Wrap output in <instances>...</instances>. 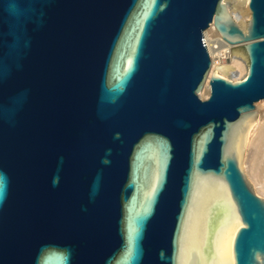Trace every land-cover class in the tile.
<instances>
[{
	"label": "water",
	"instance_id": "water-1",
	"mask_svg": "<svg viewBox=\"0 0 264 264\" xmlns=\"http://www.w3.org/2000/svg\"><path fill=\"white\" fill-rule=\"evenodd\" d=\"M228 5L0 0V264H264V0L244 27ZM210 25L243 78L210 73Z\"/></svg>",
	"mask_w": 264,
	"mask_h": 264
},
{
	"label": "bare ground",
	"instance_id": "bare-ground-1",
	"mask_svg": "<svg viewBox=\"0 0 264 264\" xmlns=\"http://www.w3.org/2000/svg\"><path fill=\"white\" fill-rule=\"evenodd\" d=\"M243 1L245 2L244 7H246L247 0ZM241 14L243 19L239 21V24L244 27L249 18V15L247 14L245 8L241 10ZM210 33H213L222 42V44H209L208 50L211 57L210 73L212 72L214 65H232L234 68H236L239 74L244 73L245 76L247 71V67L245 66V64H242L237 58L229 57V48H232L234 46L223 41L212 25H210V27L204 32V37H207L208 35H210ZM218 76L225 78L220 73L218 74ZM208 94L209 85L208 81H206L199 93V98L205 99ZM254 111L255 116L246 123V131L243 141L244 149L241 158L242 169L249 178V181H251L256 194L258 196L264 197V100H259L254 103ZM258 149H260V152H262L263 154L262 158L260 157ZM239 227L240 222L238 220H234L232 222L231 230L228 232L225 241L227 250H231L233 237Z\"/></svg>",
	"mask_w": 264,
	"mask_h": 264
},
{
	"label": "rangeland",
	"instance_id": "rangeland-1",
	"mask_svg": "<svg viewBox=\"0 0 264 264\" xmlns=\"http://www.w3.org/2000/svg\"><path fill=\"white\" fill-rule=\"evenodd\" d=\"M226 2L229 3L228 6H230V9H231V11H232V15H233L234 18H236V20H237L238 22L241 21V20L243 19V18H242V14H241V10H243L244 8H245L247 14L249 15V12H248L247 6L244 7V6H245V2H244L243 0H226ZM233 4H234V5L236 4V6H235L236 9H235V7H233ZM239 6H240V7H239ZM239 10H240V11H239ZM246 19H247V18H246ZM234 47H237V46H234ZM245 66L247 67V64H245ZM240 76H241V78H243V77H244V73L240 74ZM234 81H236V80H234ZM207 97H208V96H207ZM207 97H206V98H207ZM206 98H205V99H206ZM260 108H261V107H260ZM258 152H259V154H260V157L262 158V157H263V154H262V152H260V149H258ZM245 176H246L247 180L249 181V178L247 177L246 174H245ZM249 183L251 184V187H252V189H253L255 195H257L256 192H255V189H254L253 186H252L251 181H249ZM257 196H258V195H257ZM258 197L264 199V197H262V196H258Z\"/></svg>",
	"mask_w": 264,
	"mask_h": 264
},
{
	"label": "built area",
	"instance_id": "built-area-1",
	"mask_svg": "<svg viewBox=\"0 0 264 264\" xmlns=\"http://www.w3.org/2000/svg\"><path fill=\"white\" fill-rule=\"evenodd\" d=\"M210 27V26H209ZM208 27V28H209ZM207 28V29H208ZM206 29V30H207ZM205 30V31H206ZM204 31V32H205ZM204 32H203V37H202V41H203V45L205 46V48H206V50H207V52H208V54H209V50H208V47H209V44L210 43H214V44H217V43H219V44H222V42H221V40L217 37V36H215L213 33V35L210 33V35H208L207 37H204ZM209 57H210V54H209ZM210 60H211V57H210Z\"/></svg>",
	"mask_w": 264,
	"mask_h": 264
}]
</instances>
